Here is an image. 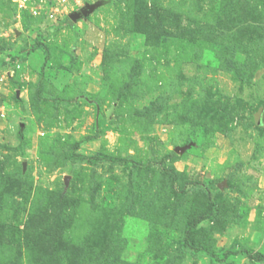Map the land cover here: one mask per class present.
Wrapping results in <instances>:
<instances>
[{"label":"rangeland","instance_id":"374dc122","mask_svg":"<svg viewBox=\"0 0 264 264\" xmlns=\"http://www.w3.org/2000/svg\"><path fill=\"white\" fill-rule=\"evenodd\" d=\"M248 254L264 255V0H0V264Z\"/></svg>","mask_w":264,"mask_h":264},{"label":"trees","instance_id":"16d2710c","mask_svg":"<svg viewBox=\"0 0 264 264\" xmlns=\"http://www.w3.org/2000/svg\"><path fill=\"white\" fill-rule=\"evenodd\" d=\"M207 219L206 217H198L196 218L195 220H193L192 224L189 226V229L185 231L184 233V236H183V245L185 247H187L188 249H190L192 252H204L203 250L201 249H198L194 246H192L190 243H189V240H188V234H189V231L196 227L200 222H202L203 220ZM247 259L249 260V262L251 264H255V263H261V262H264V255H259V254H248L247 255Z\"/></svg>","mask_w":264,"mask_h":264},{"label":"water","instance_id":"95a60500","mask_svg":"<svg viewBox=\"0 0 264 264\" xmlns=\"http://www.w3.org/2000/svg\"><path fill=\"white\" fill-rule=\"evenodd\" d=\"M91 11H92V7H86L84 9H81L77 13L70 14L68 16V19L71 22H77L79 20H82V19L86 18L91 13Z\"/></svg>","mask_w":264,"mask_h":264}]
</instances>
